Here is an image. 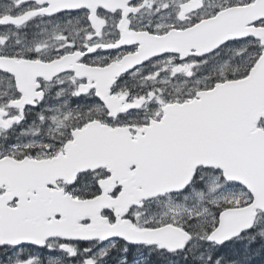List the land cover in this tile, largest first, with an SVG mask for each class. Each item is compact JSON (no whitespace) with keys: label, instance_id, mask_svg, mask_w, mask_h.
I'll use <instances>...</instances> for the list:
<instances>
[{"label":"snow or ice","instance_id":"obj_1","mask_svg":"<svg viewBox=\"0 0 264 264\" xmlns=\"http://www.w3.org/2000/svg\"><path fill=\"white\" fill-rule=\"evenodd\" d=\"M0 264H264V0H0Z\"/></svg>","mask_w":264,"mask_h":264}]
</instances>
